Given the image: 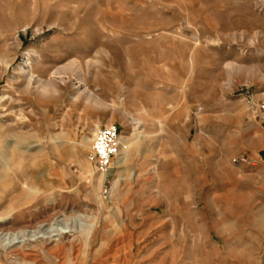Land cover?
Instances as JSON below:
<instances>
[{
  "label": "rangeland",
  "instance_id": "rangeland-1",
  "mask_svg": "<svg viewBox=\"0 0 264 264\" xmlns=\"http://www.w3.org/2000/svg\"><path fill=\"white\" fill-rule=\"evenodd\" d=\"M250 97L264 0H0V264H264Z\"/></svg>",
  "mask_w": 264,
  "mask_h": 264
},
{
  "label": "built area",
  "instance_id": "built-area-1",
  "mask_svg": "<svg viewBox=\"0 0 264 264\" xmlns=\"http://www.w3.org/2000/svg\"><path fill=\"white\" fill-rule=\"evenodd\" d=\"M250 104L258 109L264 118V99L255 101L250 97ZM120 152V130L115 124H108L96 128L91 149L87 154V159L93 163L97 170L102 173H109L114 167V159ZM235 162H246L245 157H235Z\"/></svg>",
  "mask_w": 264,
  "mask_h": 264
},
{
  "label": "bare ground",
  "instance_id": "bare-ground-1",
  "mask_svg": "<svg viewBox=\"0 0 264 264\" xmlns=\"http://www.w3.org/2000/svg\"><path fill=\"white\" fill-rule=\"evenodd\" d=\"M34 60V59H33ZM33 60H30L29 62H28V64H31L32 62H33ZM90 140H92L91 138H86V141H90ZM122 140H123V136H122ZM2 223H4L3 222V220L0 218V224H2ZM68 232H70V230L69 231H63L62 233H68ZM23 234L24 232H19V233H14V234H12V233H5L4 234V232H0V239L1 238H4V240H8L9 241V243L10 242H14V241H16L18 238H20V237H24V236H22V235H19V234ZM45 233H47V232H45ZM12 235H13V237H12ZM24 235V234H23ZM27 235V234H26ZM32 238V237H31ZM44 238H49V236H44ZM50 239V238H49ZM50 241V240H49ZM17 242V241H16Z\"/></svg>",
  "mask_w": 264,
  "mask_h": 264
}]
</instances>
